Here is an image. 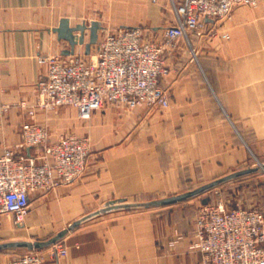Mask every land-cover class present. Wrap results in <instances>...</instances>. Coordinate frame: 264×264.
<instances>
[{"label":"crops","instance_id":"1","mask_svg":"<svg viewBox=\"0 0 264 264\" xmlns=\"http://www.w3.org/2000/svg\"><path fill=\"white\" fill-rule=\"evenodd\" d=\"M96 7V0H0V102L9 105L0 116V153L22 152L21 127L27 119L46 124L53 140L72 128L91 142L83 177L53 193H38L35 203L31 199L34 219L47 207H55L67 222L112 199L166 197L188 183L205 184L250 167L264 156V0L256 8H236L227 21H213L216 35L196 39L195 53L184 46L169 54L162 80L169 93L166 108L107 103L87 121L76 109L75 119L36 108L47 70L39 57L70 48L54 29L65 17L71 25L80 19L104 24L101 13L92 14ZM162 7L153 6L160 14ZM85 49V44L76 46ZM25 149L28 155L36 152ZM194 235L195 215L184 208L116 211L70 231L63 239L69 254L56 257V264H206L193 246ZM8 261L0 255V264ZM47 262L54 259L48 256Z\"/></svg>","mask_w":264,"mask_h":264},{"label":"built area","instance_id":"2","mask_svg":"<svg viewBox=\"0 0 264 264\" xmlns=\"http://www.w3.org/2000/svg\"><path fill=\"white\" fill-rule=\"evenodd\" d=\"M156 1V0H155ZM258 0H173L175 22L166 27L165 43L141 27L102 31L89 53L39 57L46 65L38 86L37 108L56 111L74 107L82 120L91 119L107 103L132 109L140 105L166 108L168 74L166 52L190 34L204 36L213 21L228 17L235 7ZM167 48V49H166ZM9 108L0 102V116ZM22 152L0 153V214H12L21 223L31 206L33 190H50L73 183L86 172L91 154L88 137L50 138L47 127L27 119L21 127ZM34 147V154L25 148ZM193 246L206 264H264V204L252 209H229L223 201L204 204L195 223ZM56 257L68 254L62 242L53 246ZM9 264H44L41 254L29 251Z\"/></svg>","mask_w":264,"mask_h":264},{"label":"rangeland","instance_id":"3","mask_svg":"<svg viewBox=\"0 0 264 264\" xmlns=\"http://www.w3.org/2000/svg\"><path fill=\"white\" fill-rule=\"evenodd\" d=\"M154 1L155 0H128L127 4H124L126 3L124 2V0H96L97 7L91 10H92V14L94 18H97L98 16H100V13L102 14V19L104 20V24H102L103 26L102 31H107L109 29L115 30V29H118L119 27H141L144 30H146L147 33H149L150 36L154 40L163 44L165 43L164 32H165L166 27L169 25H172L175 22L174 6H173L172 0H158V2H154ZM178 1L179 0H177V2ZM82 3H83V0H82ZM156 3H161V4L163 3L164 5V7H162L161 14H160V11L159 12L155 11L153 8V6ZM241 6L247 9L256 8L259 6V0L256 5H241ZM238 7H235L232 13L228 17L224 19H218V20H223V21L229 20L232 17L236 8ZM91 10L90 8L85 9V11L88 13H90ZM158 15L163 16L162 22H160V24L146 22V19H151V18L153 19V18H156V16ZM85 19L88 20L89 22L88 17ZM121 20L123 22H120ZM81 21L82 20L80 19L79 22L82 23ZM102 31H101V34H103ZM216 33H217V28L212 23L210 27L208 28L207 32L204 34V36H198L196 33H191L190 43L183 38L179 39L178 41L175 42V44L172 47H170L171 48L170 50L168 48L166 52V65H167V60L169 58V54L171 52L176 51L181 47L183 48L184 46L185 47L188 46L192 49L193 53H195L193 44H195L196 39L197 40L208 39L212 36H215ZM226 36L227 38H229V35H226ZM37 102H38V98H37ZM37 102L34 104L36 108H37ZM74 109L75 108L71 106V107H64L56 111H47L43 109H40V110L45 111V112H60L64 114L66 113L67 115L74 117L76 119V113ZM33 121L41 126L47 127L50 138L52 139L51 130L46 124L44 125L35 120ZM81 121H87V120L81 119ZM72 131H73L72 128L63 129L61 133L59 134L58 139L62 135H67V134H72V135L81 137L73 133ZM56 140H53V141H56ZM262 163H264V156H262V158L258 157L257 161L252 163L250 167L251 166L260 167ZM202 184L203 183H200V182L188 183L184 185L178 193H182V192L194 189ZM62 186H57L54 189L44 190V191L33 190L31 192V199H33V202L35 203L39 194L53 193ZM178 193H174V194H178ZM205 198H210L208 203H212V204L218 203L219 201H223L226 207L229 209H235V208L252 209V208H257L263 205L264 204V168L260 167V169H258L254 173L246 174L238 178L229 180L225 183H222L212 188L211 190L205 193L192 197L188 200H184V201L178 202L173 205L154 207V208H148V209L162 210L168 207L184 208L188 210V213L195 215V223H196V219L200 213V209L204 205L203 199ZM128 200L139 201L137 199H128ZM36 208L37 207L34 206L33 211L36 210ZM31 210H32V207L30 208L27 215L23 218L21 223H17L12 214H8V213L0 214V243L11 241V240H32V241L46 240L54 236L60 230L68 227L69 224L75 221L76 219H79L80 217L83 216L81 215L79 217H76L66 222V220L64 221V219L62 218L60 219L58 217L59 215L56 214L57 211L55 207H47L42 210L39 209L40 216H36L34 219L33 217L34 213L33 214L30 213ZM137 210H143V209L141 208L129 209V210H124V211H137ZM117 211H123V210H117ZM112 212H116V211H112ZM112 212H109V213H112ZM106 214L108 213L92 218L84 222L83 224H81L79 227L86 225L88 223H91L92 221H95L96 219L103 217ZM63 239L58 242H62L63 245L66 246V244L63 242ZM55 244H52L50 246H46L43 248H39V249H34V250H29L28 248L5 249V250L0 251V255H7L9 257V261L7 264H9L11 260L16 259L20 256H23L29 251H37L41 254L44 264H49L47 262L48 256L54 259L53 264H56V256L53 251V246ZM68 254H69V251H68ZM68 254L65 256H60V257H66L68 256Z\"/></svg>","mask_w":264,"mask_h":264},{"label":"water","instance_id":"4","mask_svg":"<svg viewBox=\"0 0 264 264\" xmlns=\"http://www.w3.org/2000/svg\"><path fill=\"white\" fill-rule=\"evenodd\" d=\"M103 28L102 24L98 20H93L91 23H79L77 25H71L70 20L68 18H62L60 25L54 29L55 32L58 33L59 39H63L69 42L70 48L66 49L63 53L64 54H72L76 50V46L78 44H85L86 49L85 52L89 53L91 50V46L93 44H96L99 39L100 30ZM89 30V40L86 42V32ZM261 168H264V163L260 166ZM260 167L257 166H251L244 169H239L237 171H234L232 173H229L227 175H224L222 177H219L217 179H214L210 182H207L205 184H202L194 189L169 195L166 197L161 198H155L150 200H142V201H130L127 198H117L112 199L107 202H105L100 208L91 211L79 219H76L72 223L69 224L68 227L60 230L57 232L54 236L50 237L46 240H11L6 242L0 243V251L5 249H11V248H28L29 250L39 249L46 246H50L52 244H55L56 242L62 240L66 237V235L78 228L81 224L84 222L95 218L99 215L109 213L112 211L117 210H129V209H148V208H154V207H162V206H168L173 205L178 202L188 200L192 197H195L197 195H200L202 193H205L212 188L225 183L229 180L238 178L240 176L254 173ZM204 204L209 202V198L203 199Z\"/></svg>","mask_w":264,"mask_h":264}]
</instances>
